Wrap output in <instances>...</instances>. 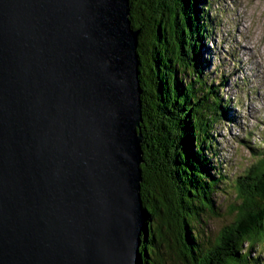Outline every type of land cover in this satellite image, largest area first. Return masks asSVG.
<instances>
[{
	"label": "water",
	"instance_id": "1",
	"mask_svg": "<svg viewBox=\"0 0 264 264\" xmlns=\"http://www.w3.org/2000/svg\"><path fill=\"white\" fill-rule=\"evenodd\" d=\"M129 0H0V264H142Z\"/></svg>",
	"mask_w": 264,
	"mask_h": 264
},
{
	"label": "trees",
	"instance_id": "2",
	"mask_svg": "<svg viewBox=\"0 0 264 264\" xmlns=\"http://www.w3.org/2000/svg\"><path fill=\"white\" fill-rule=\"evenodd\" d=\"M205 2L129 0L139 32L141 199L148 212L142 264H264L251 252L260 248L264 257V147H248L253 162L233 177L220 170L211 176L206 159L216 154L214 125L224 113L206 61L200 68L210 24ZM221 184L218 193L232 190L224 212L230 222L212 234L208 221L224 218L211 200Z\"/></svg>",
	"mask_w": 264,
	"mask_h": 264
},
{
	"label": "rangeland",
	"instance_id": "3",
	"mask_svg": "<svg viewBox=\"0 0 264 264\" xmlns=\"http://www.w3.org/2000/svg\"><path fill=\"white\" fill-rule=\"evenodd\" d=\"M205 1L201 7L210 24L201 44L200 68L206 61L204 71L221 89L224 113L214 125L216 154L207 152L206 159L215 168L211 176L217 178L220 170L233 177L253 162L248 147H264V0ZM219 189L224 186L218 185L211 200L224 216L233 195L232 190L225 194L218 193ZM229 222L225 216L208 221L207 230L214 234ZM251 252L263 263L260 248Z\"/></svg>",
	"mask_w": 264,
	"mask_h": 264
},
{
	"label": "bare ground",
	"instance_id": "4",
	"mask_svg": "<svg viewBox=\"0 0 264 264\" xmlns=\"http://www.w3.org/2000/svg\"><path fill=\"white\" fill-rule=\"evenodd\" d=\"M263 67V66H262ZM261 171V170H260ZM150 201V200H149ZM230 208V207H229ZM151 221V220H150ZM255 225V224H254ZM157 226V225H156ZM221 232V231H220ZM227 233V232H226ZM226 237V236H225ZM221 245V244H220ZM249 248V247H248ZM149 259V258H148ZM203 259V258H202ZM217 264V263H216Z\"/></svg>",
	"mask_w": 264,
	"mask_h": 264
}]
</instances>
